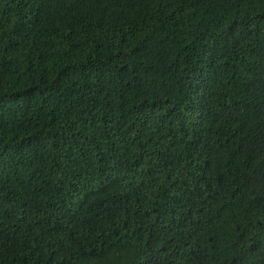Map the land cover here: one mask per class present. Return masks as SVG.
<instances>
[{
  "label": "trees",
  "instance_id": "16d2710c",
  "mask_svg": "<svg viewBox=\"0 0 264 264\" xmlns=\"http://www.w3.org/2000/svg\"><path fill=\"white\" fill-rule=\"evenodd\" d=\"M0 264H264V0H0Z\"/></svg>",
  "mask_w": 264,
  "mask_h": 264
}]
</instances>
